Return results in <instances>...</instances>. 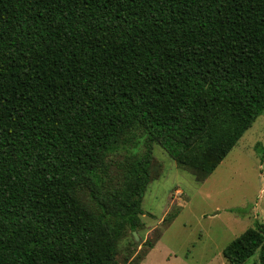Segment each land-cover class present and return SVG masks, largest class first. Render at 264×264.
Segmentation results:
<instances>
[{"label": "trees", "instance_id": "trees-1", "mask_svg": "<svg viewBox=\"0 0 264 264\" xmlns=\"http://www.w3.org/2000/svg\"><path fill=\"white\" fill-rule=\"evenodd\" d=\"M263 114L264 0H0V264H118L154 144L202 183Z\"/></svg>", "mask_w": 264, "mask_h": 264}, {"label": "rangeland", "instance_id": "rangeland-1", "mask_svg": "<svg viewBox=\"0 0 264 264\" xmlns=\"http://www.w3.org/2000/svg\"><path fill=\"white\" fill-rule=\"evenodd\" d=\"M130 151L142 154L144 148ZM152 153L160 167L142 201L145 226L139 241L128 234L119 243L118 264L145 253V264H229L224 249L247 229L264 225V114L202 183L160 145ZM128 155L123 149L111 158L118 163ZM110 174L115 184L121 171L113 166ZM148 243L156 247L149 250ZM245 264H260L259 254Z\"/></svg>", "mask_w": 264, "mask_h": 264}, {"label": "water", "instance_id": "water-1", "mask_svg": "<svg viewBox=\"0 0 264 264\" xmlns=\"http://www.w3.org/2000/svg\"><path fill=\"white\" fill-rule=\"evenodd\" d=\"M134 236L136 238V241H139V236H138V233L137 232H134Z\"/></svg>", "mask_w": 264, "mask_h": 264}, {"label": "crops", "instance_id": "crops-1", "mask_svg": "<svg viewBox=\"0 0 264 264\" xmlns=\"http://www.w3.org/2000/svg\"><path fill=\"white\" fill-rule=\"evenodd\" d=\"M155 247H156V245H155ZM155 247H154V248H155ZM154 248H153V249H154ZM150 252H151V251H150ZM149 255H150V253H149V254H148V256L145 258V260L143 261V263H142V264H145L144 262H146V261H147V259H148Z\"/></svg>", "mask_w": 264, "mask_h": 264}]
</instances>
